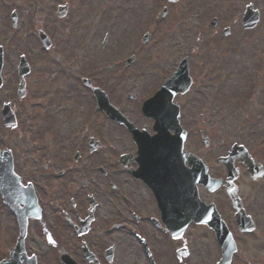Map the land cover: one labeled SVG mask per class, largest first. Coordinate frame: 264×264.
I'll use <instances>...</instances> for the list:
<instances>
[{"label":"flooded vegetation","instance_id":"flooded-vegetation-1","mask_svg":"<svg viewBox=\"0 0 264 264\" xmlns=\"http://www.w3.org/2000/svg\"><path fill=\"white\" fill-rule=\"evenodd\" d=\"M44 1L48 0H0V96L6 75H10L14 79L10 100L18 104L32 101L27 128L45 136L42 143L25 144V153L15 145L0 146L11 151L14 173L25 184H32L41 209L38 219L26 222L27 255H35L38 264H43L47 249L37 243L44 240L57 247L54 259L61 248L77 264H112L120 247L122 264H218L223 250L218 237L225 252H230L228 264H264V63L256 56L262 52L257 50L253 56L258 24L242 27L245 7L251 4L259 12L257 6L264 0L245 1L238 21L221 29L223 38L238 29L239 36H247L243 51H239L241 55L244 52L245 67L236 70L238 78H204L212 70V65L205 63L203 78L197 80L205 90L201 109L194 106L198 103L193 96L197 87L191 73L187 93L173 98L186 133L183 149L201 159L205 176L211 180L195 185L204 205L202 223L191 216L193 194H152L143 180L135 178L139 165L130 132L97 108L95 91L100 89L136 129L153 135V121L141 113L151 90L143 89L137 78L145 64L137 63L136 57L144 47L135 40L132 47L121 48L134 53H106L103 64H97V48L103 51L108 45L116 46L109 35L98 43L97 22L90 20L82 27L81 17L71 14L72 2L77 0H52L56 5L49 16L34 10ZM26 4L29 9L22 10ZM62 6L66 12L57 17ZM220 22L215 16L209 28H219ZM186 51L184 57L191 60L194 52ZM130 54H134L132 61L124 62ZM253 59L259 62H247ZM19 67L26 70L23 78ZM21 81L24 97L19 101ZM195 116L201 120L198 129ZM195 132L200 138L205 134L204 150H195ZM183 167L191 172L193 181L197 167L187 162ZM50 181L79 185L71 191V184L64 191H55L46 184ZM2 204L0 196V214L4 209L11 217L14 244L18 220ZM219 226L223 228L216 235L214 228Z\"/></svg>","mask_w":264,"mask_h":264},{"label":"rangeland","instance_id":"rangeland-1","mask_svg":"<svg viewBox=\"0 0 264 264\" xmlns=\"http://www.w3.org/2000/svg\"><path fill=\"white\" fill-rule=\"evenodd\" d=\"M51 1H44L41 5L38 3L40 6H35V12L42 11V15L49 16L51 12H54L56 5V3ZM245 1L247 0H184L178 5H169V11L165 19L158 24L156 17L162 6H166V3L157 6L155 4L156 0H77L72 2L71 14L81 17L82 27H85L90 20L97 22V29L99 30L97 35L98 43L105 34H108L109 41L111 40V43L116 45L114 48L108 45L103 51L97 48V64H103L104 57L109 53L118 54L122 53V50H125V54L129 53L130 50H121V48L125 45L127 48L132 47L139 35L150 31L151 39L145 45L143 52L136 57L137 63L145 64L144 69L140 71L141 75L137 78L146 91L147 89L152 91L163 78L173 71V67H175L184 51L194 52L192 56L189 54L191 56V60H189L190 73L194 76V86L197 87V91L193 93V96L194 101H198V103L195 102L194 106L197 109H201L200 106L205 104V90L197 80H202L203 78V64L210 63L212 65V70H209L204 76L207 79L238 78V76H235L236 70L245 67L244 52L241 55L239 51H243L247 36L241 34L239 36L237 33L240 29H238L239 31L233 30V36L227 38H223L221 35L223 27L238 21ZM257 8L261 17L257 27L256 43L254 44L256 52H254L253 56L257 54V50L259 51L258 54L262 52L261 55L256 56L259 57V60L262 58L264 63V4H260ZM21 9L27 10L29 7L26 4ZM212 16L221 18L219 28L210 29L207 26L209 17ZM226 20H230V22ZM214 31L215 34L212 33ZM12 49L13 46L9 48V52ZM247 62L257 64L259 61L253 59V61ZM238 64L242 66L239 68ZM229 67L231 69H227ZM133 73L135 72H131V74ZM12 83H14V79L11 80L10 75H6V84L2 87L0 103L4 100H10L11 97L8 92ZM32 104L31 100L24 101L22 104H14L13 111L16 114L17 128L11 132L0 128V146L15 145L25 153V144L35 141L44 142V135H38L27 128V121L30 118L28 113L31 112ZM194 119L195 126L198 129L201 126V120L196 116ZM213 121L219 122V119L214 118ZM233 126V124L229 125L231 129H233ZM262 136L263 134L259 135V137ZM198 137L197 134L193 135L194 148L196 150H204ZM24 158L26 159V155ZM27 160L31 162V158H27ZM46 184L53 186L55 191H64L63 188L70 184L69 191H71L79 185V183L53 181ZM12 228L13 223L10 215L3 211L0 214V257L4 256V251L11 242V237L14 234ZM114 238L122 239V236H114ZM37 244L47 249V255H45L44 259L41 258L43 264H50L47 261L48 253L52 251L50 253L51 257L57 247L48 246L44 240L38 241ZM117 252V258L114 259L112 264H122V247L118 248ZM51 259L53 260V258Z\"/></svg>","mask_w":264,"mask_h":264},{"label":"water","instance_id":"water-1","mask_svg":"<svg viewBox=\"0 0 264 264\" xmlns=\"http://www.w3.org/2000/svg\"><path fill=\"white\" fill-rule=\"evenodd\" d=\"M173 78H170L166 83H165V85H167L168 84V86H176V85H178V82L177 81H171ZM174 94V93H173ZM172 94V95H173ZM171 95V96H172ZM153 102H155V99H153ZM156 102H157V104H165L166 102H165V100H161V99H159V98H156ZM170 103H171V100L169 101ZM160 118L161 119H163L164 117L163 116H160ZM174 119L176 120V122H178L177 120H178V118H177V116H174ZM162 138H159V137H157L155 140H153L152 142L153 143H162ZM178 143H179V146H178V149L180 150V148H181V144H180V140L178 141ZM0 154H3L2 152L0 153ZM10 168V160H9V157L7 156V155H3L2 157H1V161H0V168H3V169H5V168ZM4 177H2V176H0V189H1V187L3 186V185H6V183L4 182ZM12 187L13 188H19V186H18V184H17V182H14V183H12ZM13 190V189H12ZM61 260L63 261V262H65L66 260L65 259H63V258H61Z\"/></svg>","mask_w":264,"mask_h":264}]
</instances>
